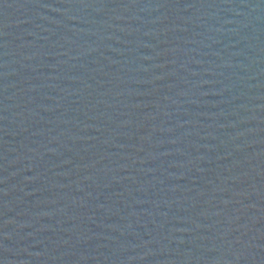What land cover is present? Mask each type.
Wrapping results in <instances>:
<instances>
[{
  "label": "water",
  "instance_id": "obj_1",
  "mask_svg": "<svg viewBox=\"0 0 264 264\" xmlns=\"http://www.w3.org/2000/svg\"><path fill=\"white\" fill-rule=\"evenodd\" d=\"M0 264H264V0H0Z\"/></svg>",
  "mask_w": 264,
  "mask_h": 264
}]
</instances>
